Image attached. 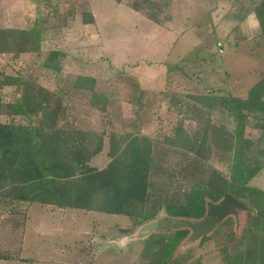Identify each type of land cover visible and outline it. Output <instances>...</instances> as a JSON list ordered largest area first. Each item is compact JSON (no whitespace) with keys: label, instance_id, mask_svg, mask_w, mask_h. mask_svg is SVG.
<instances>
[{"label":"rangeland","instance_id":"1","mask_svg":"<svg viewBox=\"0 0 264 264\" xmlns=\"http://www.w3.org/2000/svg\"><path fill=\"white\" fill-rule=\"evenodd\" d=\"M253 4L254 0H0V28H28L39 19L44 27V54L61 49L68 55L60 73L42 66L43 55L0 56V75L23 74L37 80L79 128L104 133V148L92 158L93 166L104 168L110 161L111 133L139 131L157 140L155 163L177 168L186 159L181 148L166 143L165 136H171L181 122L188 130L195 126L189 128L191 97L219 88L246 97L264 74V36L259 35L254 15L243 18ZM86 11L93 13L95 23L83 22ZM173 63L182 65V71L168 72ZM79 76L96 78L99 91L109 97L105 111L93 106L90 90L75 86ZM3 94L7 101L15 98L11 88H4ZM211 116L223 118L217 109ZM248 131L252 137L258 134L252 127ZM213 156V165L224 170L227 163L218 154ZM253 182L264 188V168ZM18 206L9 208L19 213ZM74 210L79 209L65 211ZM22 211L13 242L17 244L18 235L25 234L26 243L16 254L29 256L28 264H159L153 252L145 250L146 237L135 234L140 226L124 215L90 211L83 216L76 211L77 218L52 217L51 207L39 203ZM165 215L161 212L156 219ZM229 217L238 218L239 226L221 224L220 232L202 243L184 239L164 264H226L222 251L228 233H239L246 212ZM6 229L7 220L0 219V240ZM44 233L47 236H41ZM153 241L159 242L160 237ZM8 251H0V258L9 260Z\"/></svg>","mask_w":264,"mask_h":264},{"label":"trees","instance_id":"2","mask_svg":"<svg viewBox=\"0 0 264 264\" xmlns=\"http://www.w3.org/2000/svg\"><path fill=\"white\" fill-rule=\"evenodd\" d=\"M251 15L258 21L259 35L264 36V0H254L243 18ZM83 22L95 23L91 11L83 13ZM43 32L39 19L28 28H0V56L43 55L42 66L60 73L68 55L61 49L44 54ZM168 67V72L183 69L176 63ZM97 85L92 76H79L75 82L76 87L91 91L94 107L105 111L109 97ZM4 88L13 89V100L4 98ZM141 97L139 92L138 100ZM191 99L189 128L195 126L188 130L181 122L171 136H165L166 143L183 151L186 160L177 168L155 163L157 140L139 131L111 133L110 161L98 168L91 160L104 148V133L95 135L79 128L37 80L23 74H1L0 198L7 207L39 203L124 215L141 228L161 212L187 220L202 219L229 194L248 210L239 233H228L222 258L226 264H264V188L253 182L264 168V74L246 97L219 88ZM216 109L223 118L211 116ZM249 127L257 131L256 137L248 134ZM214 153L229 165V172L213 165ZM238 221L232 217L220 220L212 236L220 232L221 224L233 228ZM129 229L125 230L129 233ZM190 233L189 228L151 233L144 236L145 250L153 252L154 262L164 264ZM157 237L160 241L154 242ZM208 238L203 237L201 243Z\"/></svg>","mask_w":264,"mask_h":264},{"label":"water","instance_id":"3","mask_svg":"<svg viewBox=\"0 0 264 264\" xmlns=\"http://www.w3.org/2000/svg\"><path fill=\"white\" fill-rule=\"evenodd\" d=\"M229 170V165L226 167V171ZM248 210V207L237 200L235 197L226 194L222 200L212 205L209 209L206 217L202 219H184L179 217H171L168 215L163 216L161 219L153 220L138 231V237L148 236L149 234L157 230H170V229H182L189 228L192 230L187 237V243H195L201 240L203 237L212 234L220 220L235 215L239 212Z\"/></svg>","mask_w":264,"mask_h":264},{"label":"crops","instance_id":"4","mask_svg":"<svg viewBox=\"0 0 264 264\" xmlns=\"http://www.w3.org/2000/svg\"><path fill=\"white\" fill-rule=\"evenodd\" d=\"M0 205L4 209L3 211H0V219H6L8 225H9V229H6L5 235L4 236L2 235V240H0V248L4 247L5 249L4 248L0 249V251L9 250L8 255H6V256L9 257V255H10V257H11V255H12V257L9 258V260L7 258H3V257L0 258V264H9V263L10 264H18V263L28 264V262H30V259H31V258H29V256L22 258V256H18V254H16L17 252L19 253L21 251V249L23 248V246L26 243L25 242V234L22 233V234L18 235V236H21V239L17 240V244L13 241L17 238L15 226L18 225V223H19V221L17 219L19 218L18 215L20 216V214H19V213H21L20 211H22V209H23V211L27 212V210L29 209V207L32 206V204H20V206H18V208L21 209L19 211V213H17L18 209H15V208L11 209V208L5 206V203L3 200L0 201ZM47 206H50L51 209L53 210L54 214L52 215V217H57V216L61 215L64 218L71 216L73 219V218H77L76 217V211L80 212V214H82L83 216L88 215L87 213L90 212V211L85 212L86 210H80L79 209V210H74L73 213L71 214L69 211H65L68 208L63 209V208H58V207L51 206V205H47ZM41 212H44L43 209L41 210ZM98 216H100L99 218H102L101 216H105V215H98ZM10 224H12V227H10ZM41 236L45 237L47 235L44 233ZM14 253H15V258H13Z\"/></svg>","mask_w":264,"mask_h":264},{"label":"built area","instance_id":"5","mask_svg":"<svg viewBox=\"0 0 264 264\" xmlns=\"http://www.w3.org/2000/svg\"><path fill=\"white\" fill-rule=\"evenodd\" d=\"M218 46H219V52L223 53L224 50H223V47H222V43H218Z\"/></svg>","mask_w":264,"mask_h":264},{"label":"flooded vegetation","instance_id":"6","mask_svg":"<svg viewBox=\"0 0 264 264\" xmlns=\"http://www.w3.org/2000/svg\"><path fill=\"white\" fill-rule=\"evenodd\" d=\"M238 214H240V212Z\"/></svg>","mask_w":264,"mask_h":264}]
</instances>
